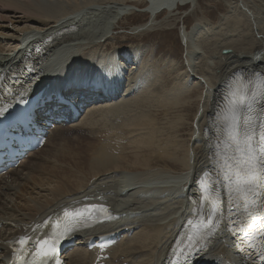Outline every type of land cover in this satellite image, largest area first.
<instances>
[{
    "label": "bare ground",
    "instance_id": "bare-ground-1",
    "mask_svg": "<svg viewBox=\"0 0 264 264\" xmlns=\"http://www.w3.org/2000/svg\"><path fill=\"white\" fill-rule=\"evenodd\" d=\"M17 1H0V18L8 19L7 24L13 13H21L11 16L14 25L28 23L15 33L1 29L12 35L0 32V75L25 62L38 63L39 72L33 76L26 70L31 78L27 85L1 96L0 108L40 90L51 97L50 91H60L81 105L83 115L74 124H53L39 150L28 152L16 168L0 176V264H43L34 259L36 244L62 232L65 213L78 211L84 215L73 221L86 229L65 249L64 264H97L98 250L88 249V241L110 234L121 237L102 254L108 255L99 260L105 264L182 260L189 247L180 239H192L186 231L209 209L205 197L210 184L213 197L223 201L220 223L208 237H195L187 258L197 257L201 264H247L231 235L232 205L214 153L223 136L217 114L241 80L247 85L246 76L264 74V0H224L228 11L214 25L206 19L184 29L183 23L184 63L173 67H183L185 74L174 88L173 77H166V83L153 77L163 61H144L153 51L141 44L126 49L104 45L115 38L125 6L134 0L76 2L68 8L54 1ZM146 1L149 17L129 29L130 38L165 29L179 7L198 6L197 0ZM161 12L169 15L157 23ZM145 68L154 70L153 76ZM53 106L58 103L46 102L38 119ZM61 110L66 115L63 105L53 114ZM255 113H264V106ZM161 116L168 120L160 121ZM65 128L93 139L85 145L70 140L74 143L62 152L58 146L66 141ZM78 159L86 162V169ZM66 160L75 171L57 164ZM48 161L53 165L46 168ZM22 239L28 242L21 244Z\"/></svg>",
    "mask_w": 264,
    "mask_h": 264
},
{
    "label": "snow or ice",
    "instance_id": "snow-or-ice-1",
    "mask_svg": "<svg viewBox=\"0 0 264 264\" xmlns=\"http://www.w3.org/2000/svg\"><path fill=\"white\" fill-rule=\"evenodd\" d=\"M259 80L257 85L256 80ZM264 106V74L257 73L252 80L236 87L231 93L225 107L217 114V121L221 124L223 136L215 145L217 163L220 165L219 172L223 179L225 192L229 204L237 210L255 219L253 209L257 208L258 199H264V113L256 114L257 107ZM0 115L3 112L0 111ZM209 195L205 197L209 205L208 223L204 227L211 232L221 215L220 204L213 197L214 184L207 189ZM95 207V206H93ZM99 211L107 213L106 208ZM232 212V208H229ZM84 212H66L65 223L62 233H57L56 238L49 244L50 238L41 239L36 244L35 257L47 260L56 253L55 244L59 243L64 236L70 235L74 230V217H83ZM264 222V217H261ZM22 239L21 244L27 243ZM189 251L195 248V242L189 244ZM264 258V257H262ZM30 264H34L30 262Z\"/></svg>",
    "mask_w": 264,
    "mask_h": 264
},
{
    "label": "rangeland",
    "instance_id": "rangeland-1",
    "mask_svg": "<svg viewBox=\"0 0 264 264\" xmlns=\"http://www.w3.org/2000/svg\"><path fill=\"white\" fill-rule=\"evenodd\" d=\"M0 1H2V0H0ZM30 1L31 0H28L25 2L21 1V2L22 3H28L29 2V4H31ZM38 1H40V3L42 5L43 4L45 5V3H49V2L51 3L52 1H54L52 3H54V4L55 3H61V4H63V6H65V8L66 7L68 8V6L70 7L71 5H75L76 2H78L80 5H82V4H85V2L95 3L98 0H77V1L76 0H38ZM197 1H198V6L195 9H194L195 5L193 4L189 7L188 6L179 7L178 10L175 11V13H172L173 16L171 17V19H174V21H169V24L165 29H154L153 31H149L148 33L144 34L142 37L136 36V37L130 38L129 36L132 37V34L129 33V29L135 24H139L141 22L146 21L147 18L149 17V14L145 10L146 9L145 6L147 5L146 3L148 1L144 0L142 2V0H134V2L127 4L129 6H125L126 7L125 13H127V14L124 15L122 17V19L119 20V21H121V23H119L117 26H115L116 29H114L113 34H112L115 37L112 39L113 41L111 39H107L108 42L105 41L104 45L109 44V45H106V46H108V49H111L112 47H114V48H125L126 49V47H128V46H132V45L134 46L136 44L143 45L147 50L154 52V54H152L153 56L149 55L150 53L148 55L144 56L143 57L144 61H146V62L149 61L150 63L155 61V60L165 61V64L162 61L160 63V65H158V67L160 68L159 69L160 71L157 70L155 76H153L154 70L149 71L145 68L144 72L145 73L147 72L148 73L147 75L153 76L154 78H157L158 80L159 79L161 81L165 80V83H166V77H169V78L173 77V84H172L171 88L177 87L179 85V79H177V78L182 77L185 74V72H183V67L181 68V66H183V63H184L183 59H184V55L186 54V50H185V43H183V41L181 39V34H180V30H182V28L184 27V24L186 25L184 27V29H187V28L190 29L195 24L194 22L205 21L206 19L207 20L209 19V22L212 21L210 23L212 25H214L215 23H217V21H220V19L222 18V15L224 13H227V11H228V6L226 5L227 3L224 0H197ZM17 3H19V1H17ZM139 3H141V6ZM10 10L12 11V8L8 9L7 11H10ZM129 11H131V12H129ZM129 13H131V14H129ZM13 15H14V17L17 15L16 17L19 18L21 13H13ZM13 15H10L11 20L9 21L10 23L8 22L10 25L6 23L8 19H1L0 18V32H1V29L2 30L5 29L6 31L10 30L11 33L12 32L15 33L17 31L19 32L20 30L24 29L23 27H27L28 23H22V22L14 25L15 19H13L11 17ZM168 15L169 14L165 13V12L159 13L157 16V20H158L157 23L160 22L165 17H167ZM6 25H9V27L6 28ZM30 27L35 28L34 26H30ZM262 27H264V22L262 23ZM10 32H8L6 34H5V32H3V33L1 32V33L3 34V36H8V35H12ZM0 39H1V36H0ZM139 40H141V41H139ZM154 42H155V44H154ZM152 44H153V48H152ZM125 49H122V50H125ZM123 57L127 58L129 56H123ZM118 58H119V56H118ZM141 62H142V60H141ZM176 62H180V63H182V65L178 66V68L173 67V64H175ZM168 63H169V69L167 67ZM229 65H233V64H229ZM138 66H141V65H138ZM239 68H241V67H239ZM32 69L34 70L33 74L38 73L39 72L38 63H36L34 65L32 64ZM174 76H176V77H174ZM136 80H138V77L137 78H131L130 82H137ZM170 89H166V90H170ZM82 115H83V112H81L80 118H82ZM163 117L165 118V116H163ZM163 117L162 116L160 117V118H162V120H160V121H164V120L167 121L168 120V119H164ZM80 118H77V120H75L73 123H69V124H74L75 122H78L80 120ZM61 132L67 141V143H66V141L60 142V143H62L61 146H63V144H64V146L66 145L64 147L65 149L61 146H58L60 148V151H62V152H66L67 149L69 150V148L72 146V144L76 140H78L76 142L79 143L80 145L81 144L85 145L84 143L89 142L93 139V138H91L92 137L91 135H86L85 132H82L81 130H77V129L65 128ZM74 137H77L79 139H76V138L73 139ZM68 139H69V141H68ZM70 140L74 141V142H71ZM50 146H48V148ZM77 147L78 146H75L74 148L77 149ZM48 150H50V149H48ZM63 150H65V151H63ZM78 160L81 161V163H79V164L82 165L86 169L87 168L86 162L83 159H78ZM43 164L46 165V168H49V167H52L53 162L48 161V162H44ZM57 164H59L63 167H66L71 171L76 170V168L74 167V165H72V163H70V165H68L69 164L68 160L65 161V164L64 163H57ZM73 179L76 180L75 177H73Z\"/></svg>",
    "mask_w": 264,
    "mask_h": 264
},
{
    "label": "water",
    "instance_id": "water-1",
    "mask_svg": "<svg viewBox=\"0 0 264 264\" xmlns=\"http://www.w3.org/2000/svg\"><path fill=\"white\" fill-rule=\"evenodd\" d=\"M228 51V50H227Z\"/></svg>",
    "mask_w": 264,
    "mask_h": 264
}]
</instances>
